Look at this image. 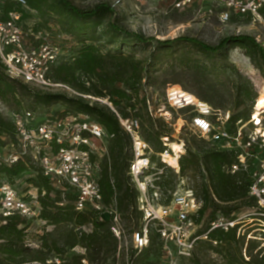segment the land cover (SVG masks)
<instances>
[{
  "label": "trees",
  "instance_id": "1",
  "mask_svg": "<svg viewBox=\"0 0 264 264\" xmlns=\"http://www.w3.org/2000/svg\"><path fill=\"white\" fill-rule=\"evenodd\" d=\"M14 6H9L12 8ZM16 10L22 11L19 7ZM40 12L47 16V22L55 25H63L67 34L72 61L62 57L54 67L52 78L58 83L66 84L83 95L91 96L98 100L91 101L82 97H69L63 93H48L24 85L23 82L11 78L6 73V68L0 60V100L4 103L20 106L21 99L32 100L33 106L46 108L56 104H67L66 114L79 113L99 122L107 133L112 136L109 140L108 152L100 163L99 186L104 202L110 206L115 204L117 212L122 220L132 225L135 231L139 230L142 222V213L138 208L139 191L133 184L129 169L133 161L131 151V138L123 130L118 114L123 118H139L142 130L146 133V141L155 145L156 152L162 154L169 150L163 144L162 138L169 137V129L163 118H153L148 111L147 99L143 94L144 81L150 77L151 71L157 66L162 53L173 46L192 45L199 51L212 55L222 51L228 45H238L247 49L251 60L259 69L263 68L257 60L258 55L264 54L261 46L249 36H236L224 39L216 47L208 46L203 42L188 37H179L173 40H158L150 56L139 58L134 52H126L125 47L118 50L100 49L94 42L91 30L100 27L104 21L112 18L114 8L108 4H100L92 9L82 10L76 7L71 0H29V10L22 11L25 17L29 12ZM264 17V7L261 10ZM108 39L109 47L115 46L121 36L127 38L128 44L144 45V50L151 43L144 36L128 32L120 28L113 20L109 21ZM126 43V44H127ZM62 51L68 48L64 47ZM63 51V52H64ZM226 68L225 71H229ZM235 74L236 94L239 99L237 107L248 106L244 116L233 112V120H248L252 114L256 96L254 88L241 73L232 70ZM81 76L86 79L82 82ZM102 100V101H99ZM202 100V99H201ZM103 101H106L104 103ZM205 101V100H203ZM207 102V101H205ZM210 104V103H209ZM213 106V105H212ZM215 107V106H214ZM221 108V107H215ZM144 112V113H143ZM133 113V114H132ZM143 134V132H142ZM11 138L16 143V130L12 122L7 121L0 113V144L4 138ZM185 154L179 159L180 172L162 162L159 158V168H166L167 175L163 173L158 185L166 193L176 189L175 181L187 174L202 176L201 183L197 186L198 198L203 206L198 212L197 223L205 216L208 210L213 209V218L210 224L216 221L215 214L223 211L228 221H236V216L229 218L242 206H253L255 212L251 219L256 220L254 225L264 221V217L256 211V201L249 197V181L243 175H231L225 172L224 166L234 162L230 154L207 149L205 142L193 137L191 147L186 148ZM156 156V155H154ZM152 157L155 160V157ZM31 170L27 162L19 161L13 165L2 164L0 176L9 180L21 177ZM30 184L39 190L42 206L41 217L51 226L63 223H71L80 229L78 236H72L67 241L70 249L78 245L94 252L96 255H109L117 251L118 239L110 228V221L102 220L101 214L94 211L77 212L75 210V197L72 194V202L60 206L59 202L52 201V193L59 192L50 184V181L41 173L31 178ZM60 200V198L58 199ZM210 224L205 232L210 229ZM245 221L241 220L228 231L215 229L208 234V240H199L195 246L193 255L189 258L192 264H264V247L255 239H247L248 234L241 231L245 227ZM44 234V233H43ZM160 235L155 229L150 231L149 247L142 252H150L154 246L160 244ZM162 242V241H161ZM55 252L57 257L66 255V246H58L56 242H48L46 235L31 233L29 226L24 225V220L17 216L4 222L0 218V264H46L50 260L49 254ZM136 251L132 253L134 257ZM219 256L220 261L207 260L209 253ZM79 255L66 258V264H82ZM143 260L140 259V262ZM218 261V262H217ZM133 262V261H132ZM134 264V262H133Z\"/></svg>",
  "mask_w": 264,
  "mask_h": 264
},
{
  "label": "built area",
  "instance_id": "2",
  "mask_svg": "<svg viewBox=\"0 0 264 264\" xmlns=\"http://www.w3.org/2000/svg\"><path fill=\"white\" fill-rule=\"evenodd\" d=\"M193 1L217 4L221 8L220 19L226 23L235 16L260 17L264 7V0H182L177 6ZM15 7L27 12L29 0H0V60L6 73L33 89L96 100L52 78L54 67L65 53L59 46L51 44L46 36L24 26L27 17ZM261 96L264 95L261 93L255 99L254 111L248 120L234 121L231 109L215 108L181 87L169 86L166 91V101L171 110L186 113L185 121L182 120L185 126L179 130L186 127L194 138L205 142L207 149L224 152L234 158L233 163L224 166L225 172L248 178V195L256 201L258 215L264 217V106L262 109L258 107ZM118 117L132 140L134 158L129 174L139 191L138 208L142 213L141 227L133 233L136 251L142 252L149 247L150 231L155 229L165 246L172 244L179 256L189 260L196 243L208 240L211 231H228L235 227L238 220L228 221L223 217L212 222L205 235L198 236L194 231L193 218L198 215L203 202L191 188L166 193L158 185L162 169L152 159L156 155L168 164L167 157L174 155L178 159V166L174 168L179 173V159L186 152V142L181 143L184 152L176 156L168 144L169 138L164 137L163 144L169 150L162 154L154 153L143 137L140 119L123 118L119 114ZM13 119L16 143L12 145L11 154H0V166L27 162L31 166L30 171L36 175L41 173L56 191L72 192L77 212L108 213L111 231L121 241L125 233L123 220L115 204L106 205L99 186V145L102 147L112 138L106 129L79 113H63L41 121H35L30 113H17ZM41 196L44 194L40 195L38 188L22 193L7 177L0 176V218L6 222L8 218L19 216L24 225L30 227L37 223L43 233L49 232L51 225L41 217ZM58 258L56 264L67 262L62 257ZM82 263L87 264L86 260ZM46 264H54V261L49 260ZM126 264L133 262L128 259Z\"/></svg>",
  "mask_w": 264,
  "mask_h": 264
},
{
  "label": "rangeland",
  "instance_id": "3",
  "mask_svg": "<svg viewBox=\"0 0 264 264\" xmlns=\"http://www.w3.org/2000/svg\"><path fill=\"white\" fill-rule=\"evenodd\" d=\"M73 4L82 9L88 10L100 4H108L114 8L112 18L104 21L100 27L92 29L91 35L94 36V42L100 46L104 52L106 50H118L125 47L126 52H134L139 58L150 56L156 46L158 40H173L179 37H188L197 39L204 44L216 47L224 39L236 36H249L261 46L264 52V17L254 16H235L231 22H223L220 19L221 8L217 4L199 3L193 1L191 4L178 7L177 4L182 0H71ZM114 21L120 28L125 31L140 34L151 43L144 50V45L128 44L127 38L119 37L115 46L109 47L107 41L111 38L109 29V21ZM24 26H30L36 34L46 36L48 41L56 46L68 48L69 52L64 51L66 61L71 62L73 53H71V45L67 40L69 36L64 32L63 25H55L47 22V16L40 12H29ZM127 43V44H126ZM257 61L262 64L263 68L259 69L256 63L251 60L247 49L238 45H228L222 51L207 55L199 51L192 45L173 46L172 49L162 53V57L157 66L151 71L150 77L144 81L143 94L147 99V106L150 115L153 118H163L168 125L169 140L168 144L178 143L181 146L182 141L186 142V148L191 147L193 143L192 133L187 131L185 126L186 113L172 111L166 101V91L169 86H177L186 91L194 93L199 99L205 100L215 107L231 109L235 114L244 116L248 111V106L237 107L239 99L235 88V74L232 70L241 73L244 78L250 82L254 88L256 98L259 94L264 95V54L257 56ZM230 68L229 71L224 70ZM85 82L86 79L81 76L80 79ZM32 88V87H31ZM70 97V96H69ZM264 98V96H262ZM96 99V98H95ZM20 106L13 103L7 104L0 100V113L7 120L12 122L13 117L17 113H30L35 121L63 114L69 110L67 104H56L46 108L43 106H33L32 100L23 98ZM98 100V99H96ZM94 101V100H91ZM102 101V100H99ZM106 103V101H103ZM144 113V112H143ZM133 114V113H132ZM171 114V117H170ZM183 120V121H182ZM143 137L146 139V133ZM13 141L11 138H4L0 144V154L6 156L13 151ZM109 142H105L101 147L99 145V164L106 157ZM154 153L155 145H151ZM172 151V150H171ZM154 156V155H153ZM153 160L159 168V159ZM167 168V167H166ZM162 169V174L167 171ZM167 175V173H165ZM37 176L34 172L29 171L19 178L9 180L22 193L35 189L30 184L31 178ZM202 176L187 174L179 177L175 181V191L191 188L197 193V186L201 183ZM72 192L62 191L53 192L52 201L54 204L59 202L60 206H65L72 202ZM198 194V193H197ZM60 198V200H58ZM213 209L208 210L200 223L196 220L198 215L194 216V231L198 236L206 234L212 218ZM255 208L253 206H242L239 211H235L229 218L236 216L237 220L245 221V227L242 233L248 234L247 239H255L264 247V221L254 225L251 218L255 216ZM227 218L223 211L215 214L216 220L219 218ZM109 214H101L102 220H108ZM125 233L122 240L118 243L117 251L109 255H96L94 252H88L81 246L70 249L67 241L72 236H78L80 229L71 223H63L57 226H51L50 231L44 233L41 227L36 224L30 226V232L46 235L48 242H56L58 246H66V255L62 258L66 260L73 255H79L82 260H86L87 264H126L127 260L133 261L134 264H192L190 260L182 258L178 255V251L172 244L165 246L163 242H159L150 252H139L134 248L133 233L135 230L132 225L123 220ZM135 252L134 257L132 253ZM50 260L59 259L53 251L49 254ZM140 259L143 260L140 262ZM207 260L220 261L219 256L209 253ZM217 261V262H218ZM67 262L63 263L66 264ZM83 264V263H82Z\"/></svg>",
  "mask_w": 264,
  "mask_h": 264
},
{
  "label": "bare ground",
  "instance_id": "4",
  "mask_svg": "<svg viewBox=\"0 0 264 264\" xmlns=\"http://www.w3.org/2000/svg\"><path fill=\"white\" fill-rule=\"evenodd\" d=\"M263 106H264V98L262 97V101L258 105V107L262 109ZM171 150H172V152H174L176 154V156H178L180 153L184 152V147H183L182 144L180 146L178 143H172L171 144ZM167 158H169V159H167V162H168V164L170 166H172V167H177L178 166L177 157H175L174 155H169Z\"/></svg>",
  "mask_w": 264,
  "mask_h": 264
}]
</instances>
